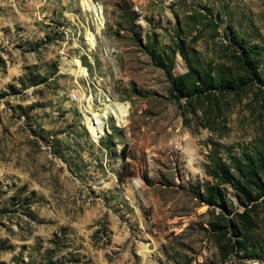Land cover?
Returning <instances> with one entry per match:
<instances>
[{
  "label": "rangeland",
  "instance_id": "1",
  "mask_svg": "<svg viewBox=\"0 0 264 264\" xmlns=\"http://www.w3.org/2000/svg\"><path fill=\"white\" fill-rule=\"evenodd\" d=\"M0 264H264V0H0Z\"/></svg>",
  "mask_w": 264,
  "mask_h": 264
},
{
  "label": "built area",
  "instance_id": "2",
  "mask_svg": "<svg viewBox=\"0 0 264 264\" xmlns=\"http://www.w3.org/2000/svg\"><path fill=\"white\" fill-rule=\"evenodd\" d=\"M79 78H82V76H80ZM75 84H76V88H72L68 93L69 99L72 101H85L84 87L82 86L81 82L79 83L76 80H75ZM81 88L83 89L82 90L83 95L80 94ZM87 117L89 118V115H86V118ZM100 121H101L100 119H89L90 124L96 128L98 135L99 133H101L100 132Z\"/></svg>",
  "mask_w": 264,
  "mask_h": 264
},
{
  "label": "trees",
  "instance_id": "3",
  "mask_svg": "<svg viewBox=\"0 0 264 264\" xmlns=\"http://www.w3.org/2000/svg\"><path fill=\"white\" fill-rule=\"evenodd\" d=\"M159 64H160L161 66H163V68H165V71H166L168 77L171 79L172 83L174 84V83H175V79L172 77L170 70H169L168 68H166L165 65H164L163 63H159ZM203 82H204L205 84H208L207 81H205V80H203Z\"/></svg>",
  "mask_w": 264,
  "mask_h": 264
},
{
  "label": "bare ground",
  "instance_id": "4",
  "mask_svg": "<svg viewBox=\"0 0 264 264\" xmlns=\"http://www.w3.org/2000/svg\"><path fill=\"white\" fill-rule=\"evenodd\" d=\"M82 102H84V101H82ZM87 120H89L88 117H87ZM100 123H101V121H100ZM90 125H91V124H90ZM88 127H89V126H88ZM91 127H92V129H93V136L96 137V136L98 135L97 130H96V128H95L93 125H91Z\"/></svg>",
  "mask_w": 264,
  "mask_h": 264
}]
</instances>
